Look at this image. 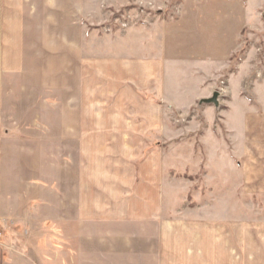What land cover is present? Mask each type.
Returning <instances> with one entry per match:
<instances>
[{
  "label": "crops",
  "instance_id": "crops-1",
  "mask_svg": "<svg viewBox=\"0 0 264 264\" xmlns=\"http://www.w3.org/2000/svg\"><path fill=\"white\" fill-rule=\"evenodd\" d=\"M206 1L204 10L201 0H0V142L10 113L29 109L21 91L62 90L64 133L82 138L83 191L129 193L137 180L204 191L194 213L209 231L194 234L193 249L163 254L264 264V215L248 200L264 193V43L233 58L245 31L263 32L264 2ZM116 196L114 210L129 207ZM226 199L233 211L209 214ZM104 202L82 200V216L108 217Z\"/></svg>",
  "mask_w": 264,
  "mask_h": 264
},
{
  "label": "rangeland",
  "instance_id": "rangeland-1",
  "mask_svg": "<svg viewBox=\"0 0 264 264\" xmlns=\"http://www.w3.org/2000/svg\"><path fill=\"white\" fill-rule=\"evenodd\" d=\"M176 1L170 0L169 8ZM201 4L202 9H208L206 0ZM252 42L264 43V30L255 36L245 31L242 48L233 58L238 59ZM26 89L20 94L29 109L11 112L1 133L0 264H176L177 256H165V248L169 252L191 250L196 244L194 234L209 231L210 225L199 223L194 213L202 195L207 194L204 191L202 195L192 190L164 193L138 180L129 185V193L104 188L98 193L83 191L87 176H83L82 138L64 133L62 90L44 97L42 92ZM158 146L165 145L160 142ZM106 167L110 178L114 160L108 159ZM127 167V173L135 170L130 162ZM197 173L194 176L202 178ZM100 185L104 186L103 180ZM113 194L115 200L126 199L129 207L114 210ZM248 195L249 213L264 215V193ZM98 197L107 207L102 212H114L107 213L108 217L101 213L86 218L83 210L82 216V200L92 202ZM165 200L168 206H164ZM223 202L229 205L224 207ZM230 202L234 205L231 199L217 201L209 214L233 211ZM117 210L126 215L119 216Z\"/></svg>",
  "mask_w": 264,
  "mask_h": 264
},
{
  "label": "water",
  "instance_id": "water-1",
  "mask_svg": "<svg viewBox=\"0 0 264 264\" xmlns=\"http://www.w3.org/2000/svg\"><path fill=\"white\" fill-rule=\"evenodd\" d=\"M207 102H217L218 101V92H215L211 98L206 99Z\"/></svg>",
  "mask_w": 264,
  "mask_h": 264
},
{
  "label": "built area",
  "instance_id": "built-area-1",
  "mask_svg": "<svg viewBox=\"0 0 264 264\" xmlns=\"http://www.w3.org/2000/svg\"><path fill=\"white\" fill-rule=\"evenodd\" d=\"M222 90H223V88H222Z\"/></svg>",
  "mask_w": 264,
  "mask_h": 264
}]
</instances>
